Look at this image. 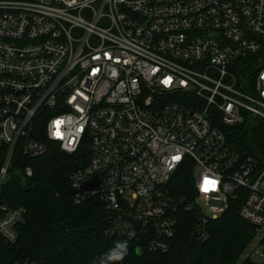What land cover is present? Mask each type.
<instances>
[{
    "label": "built area",
    "instance_id": "2783aa9c",
    "mask_svg": "<svg viewBox=\"0 0 264 264\" xmlns=\"http://www.w3.org/2000/svg\"><path fill=\"white\" fill-rule=\"evenodd\" d=\"M259 120L264 0H0V195L17 152L55 142L86 149L73 201L103 205L115 246L168 252L183 211L207 239L237 189L240 216L261 226L264 154H243L225 129ZM183 166L190 199L170 193ZM25 211L0 205V240H17Z\"/></svg>",
    "mask_w": 264,
    "mask_h": 264
},
{
    "label": "trees",
    "instance_id": "16d2710c",
    "mask_svg": "<svg viewBox=\"0 0 264 264\" xmlns=\"http://www.w3.org/2000/svg\"><path fill=\"white\" fill-rule=\"evenodd\" d=\"M228 138L243 154H264V122L254 125L225 127ZM86 149L68 154L55 142L38 157L17 152L12 171L19 170L4 185L0 205L23 206L24 218L17 226L18 238L9 244L0 240V260L8 264L29 259L36 264H106L107 254L114 248L105 235V210L96 200L81 204L73 201L69 176L85 162ZM5 156L0 146V165ZM26 166L32 175L24 174ZM245 189H237L228 207L206 224L208 238L201 240L192 234L194 211H183L168 252H137L128 244V254L113 264H264L244 252L258 235L260 226L244 220L239 210ZM170 193L176 198H193L196 194L191 167L183 166L170 182ZM264 248V233L259 240Z\"/></svg>",
    "mask_w": 264,
    "mask_h": 264
},
{
    "label": "rangeland",
    "instance_id": "374dc122",
    "mask_svg": "<svg viewBox=\"0 0 264 264\" xmlns=\"http://www.w3.org/2000/svg\"><path fill=\"white\" fill-rule=\"evenodd\" d=\"M205 209H206V207H205ZM263 233H264V224L260 226L257 237L252 242V244L247 248V250L244 252L241 259H243L244 257H246L248 255L258 262L263 261L264 248H263V245L259 244V240H260L261 236L263 235Z\"/></svg>",
    "mask_w": 264,
    "mask_h": 264
},
{
    "label": "clouds",
    "instance_id": "9594fccd",
    "mask_svg": "<svg viewBox=\"0 0 264 264\" xmlns=\"http://www.w3.org/2000/svg\"><path fill=\"white\" fill-rule=\"evenodd\" d=\"M128 254L127 242H119L110 252L107 254L106 264H113V262L122 261Z\"/></svg>",
    "mask_w": 264,
    "mask_h": 264
},
{
    "label": "water",
    "instance_id": "95a60500",
    "mask_svg": "<svg viewBox=\"0 0 264 264\" xmlns=\"http://www.w3.org/2000/svg\"><path fill=\"white\" fill-rule=\"evenodd\" d=\"M141 250L140 249H137V252H140Z\"/></svg>",
    "mask_w": 264,
    "mask_h": 264
},
{
    "label": "snow or ice",
    "instance_id": "6c2138e0",
    "mask_svg": "<svg viewBox=\"0 0 264 264\" xmlns=\"http://www.w3.org/2000/svg\"><path fill=\"white\" fill-rule=\"evenodd\" d=\"M177 159H178V157H177Z\"/></svg>",
    "mask_w": 264,
    "mask_h": 264
}]
</instances>
